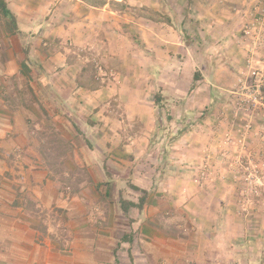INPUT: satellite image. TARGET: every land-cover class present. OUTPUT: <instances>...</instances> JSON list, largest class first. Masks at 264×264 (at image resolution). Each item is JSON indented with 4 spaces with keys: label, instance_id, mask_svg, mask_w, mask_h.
I'll return each mask as SVG.
<instances>
[{
    "label": "crops",
    "instance_id": "crops-1",
    "mask_svg": "<svg viewBox=\"0 0 264 264\" xmlns=\"http://www.w3.org/2000/svg\"><path fill=\"white\" fill-rule=\"evenodd\" d=\"M5 1L15 15L20 34L8 33L5 19L0 16V264H264L263 225L250 228L247 221L225 223L223 217L228 211L224 201L219 202L221 209L203 205L189 207L188 213L185 210L188 207L183 204L186 196L183 189L187 186L182 175L171 180L165 164L159 175L155 173V163L148 174L134 175L138 152L147 147L143 140L138 148L134 147L136 135L131 141L133 147L124 140L113 143L109 151H102L105 153L102 170L96 165L87 166L86 173H89L84 179L78 177L77 167L70 165L67 179L74 190L67 194L60 191L56 178L42 165L41 154L39 157L32 150L35 142L30 144L29 122L33 120L31 110L35 105L32 101L37 98L36 102L44 106L36 91L47 85L52 86L64 102L78 105L90 104L94 92L77 82L76 77L62 84L60 73H69L76 63H84L80 54L74 53L76 61L73 62L74 56L68 55L60 39L56 49L44 52L41 45L45 35L41 30L44 31L49 22L43 15L47 1L37 0L30 8L28 2L21 0ZM109 1H71L72 11L68 9V15H61L68 21L53 18V36L68 38L70 44L95 41L100 55H105L109 46L106 40L111 33L116 41L111 48L116 46L122 58L128 53L125 50L136 48V52L141 53L148 49L144 53L153 58L148 67L158 73L159 82L170 78L171 71L178 74L192 66L196 70V81L209 90L212 88L204 79L205 74L212 71L211 80L216 82L221 70L219 57L225 52L231 54L232 50L228 49L231 41L221 39L225 36L221 31L229 32L238 22L235 15L218 13L221 0L214 3L211 0H111L119 9L142 4L155 11L161 8L162 17L158 18H128L120 15L118 8H109ZM63 2L58 0L59 6ZM78 6L84 8L82 14L74 11ZM28 9H35L37 14ZM21 23L37 25L38 42L34 47L28 48V31ZM125 23L133 25L132 35L124 29ZM159 58L164 59L162 65H158ZM139 61L140 57L136 58L137 64H141ZM138 66L141 70V65ZM46 69L55 76L50 80L51 85L46 84L44 78ZM33 72H36V80L34 84L30 82V87L36 95L28 101L23 88L29 81L25 77L34 79ZM162 84L165 86V82ZM67 89L71 92H66ZM216 91L214 86L209 96L215 99ZM140 101L135 97L130 108L136 107L139 119L146 120L148 126L137 135L153 136L159 132L152 126L154 115L141 112L144 107ZM39 116L37 119L42 120L43 116ZM135 117L136 113L132 112L127 118ZM87 120L84 116V124ZM67 129L74 135L72 129ZM112 131L118 136L122 133L121 129ZM36 145L40 146L38 141ZM128 153L134 159L125 166L133 167L132 176L123 177L116 165L123 167L126 163L123 157ZM113 154L117 157L113 158ZM111 168H115L118 175L109 174ZM18 173L22 180L17 178ZM130 191L135 196H129ZM209 196L208 192H202L189 197L207 201ZM121 199L138 206L122 208ZM168 207L172 210L166 209ZM169 212L176 215L171 217ZM257 220L251 216L249 221L255 224Z\"/></svg>",
    "mask_w": 264,
    "mask_h": 264
},
{
    "label": "rangeland",
    "instance_id": "rangeland-1",
    "mask_svg": "<svg viewBox=\"0 0 264 264\" xmlns=\"http://www.w3.org/2000/svg\"><path fill=\"white\" fill-rule=\"evenodd\" d=\"M21 1L28 2L30 8L31 5L35 6L37 0ZM45 1L43 15L49 22L45 30H41L45 35L44 45L43 42L41 45L44 52L56 49L60 39L68 55L80 54L84 63H76L77 66L69 73H60L62 84L65 85L68 78L76 77L77 82L94 92L90 104L78 105L64 102L52 86H42L36 93L39 91L43 106L36 102L37 98L32 101L36 93L30 87V82L35 83L36 72H33L34 79L25 77L29 81L23 88L24 98L35 104L31 110L33 120L29 122L32 130L30 144L35 142L32 150L39 157L41 154V161L44 160L42 165L56 178L60 191L67 194L74 190L67 179L70 165L77 167L78 177L84 179L89 173H86L87 166L96 165L102 170V156L105 155L102 151H109L113 143H122L124 140L132 146L131 141L136 135L134 147L138 148L140 140L147 143V147L138 152L139 156L133 165L136 167L134 175L148 174L153 163L155 173L159 175L165 164L167 177L171 180L182 175L183 183L187 186L186 190L183 189L186 191L183 204L188 207H184L188 213L189 207L201 208L203 205L221 209L219 202L224 201L228 211V215L223 217L225 223L236 220L238 224L247 221L250 228L256 224L264 226V0H221L218 13L235 15L238 22L229 32L227 29L221 31L225 33L221 39H226V42L230 40L227 48L232 50L231 54L225 52L219 57L221 70L217 74V83L211 80L212 71L205 74L204 79L212 87L210 90L202 82L196 81V70L192 66L178 74L171 71L170 78L159 82L158 73L148 67L153 63V58L145 54L148 49L143 48L145 53L143 50L141 53L136 52V48L125 50L128 53L122 58L116 46L111 48L116 43L111 33L106 40L109 46L105 55H100L95 41L89 42L90 45L70 44L68 38H56L53 36V18L68 15V9L72 11L73 8L71 1L76 0H62L64 2L60 6L58 0ZM82 1L100 3L102 0ZM211 1L214 3L217 0ZM108 6L118 8L119 14L128 18L162 17L161 8L155 11L144 4L119 9L110 0ZM30 11L36 13L35 9ZM74 11L82 14L84 8L79 9L78 6ZM61 19L68 21L63 17ZM124 25V29L131 31L129 35H132L133 25ZM20 26L28 31V48L34 47L35 42H38L37 25L33 23L26 26L21 23ZM139 57L141 64L136 62ZM72 61H76V56ZM163 61H157L158 65H162ZM138 65H141V70ZM52 73L46 69V84L51 83L52 77L55 79ZM164 82L165 86L162 84ZM214 86L218 90L215 99L209 96ZM66 92L71 91L67 89ZM156 94L161 96L159 104L154 100ZM135 97L142 100L140 103L144 110L141 112L153 113L152 126L159 129L157 134L137 135L146 130L148 122L139 119L136 107L130 108V105H134L131 102ZM132 112L136 113L137 118H127ZM38 113L43 116L42 120L37 119ZM84 116L88 117L85 124ZM69 119L74 122L71 123ZM67 127L72 129L74 135ZM112 129H121L124 136H121L122 133L118 136ZM37 141L40 146L36 145ZM125 155L123 158L126 163L122 162L123 167L116 165V169L123 177L132 176L133 167L125 165L133 162L134 158L130 153ZM17 156L22 158V155ZM112 157L116 158L117 155L113 154ZM92 169L96 173L94 167ZM116 169L111 168L109 174L118 175ZM104 170L106 172V168ZM17 178L22 180V175L18 173ZM122 187H125L124 183ZM135 190L139 189L135 187ZM202 192L210 194L209 200L204 201L199 197L191 200L189 197L192 193ZM129 196L135 194L130 191ZM166 209L172 210L169 207ZM168 214L171 217L176 215L173 212ZM251 216L258 219L255 224L250 223ZM190 230L193 231L191 226Z\"/></svg>",
    "mask_w": 264,
    "mask_h": 264
},
{
    "label": "trees",
    "instance_id": "trees-1",
    "mask_svg": "<svg viewBox=\"0 0 264 264\" xmlns=\"http://www.w3.org/2000/svg\"><path fill=\"white\" fill-rule=\"evenodd\" d=\"M0 16L5 19V24H6L8 33L20 34V30L17 27L15 15L8 8L5 0H0ZM194 77L195 79H197L196 75H194ZM154 100L157 104H159V102L161 101V96L159 94H156ZM120 201L122 204V208H125V209H128L129 206H138V204H135L132 201H127V200H122V199Z\"/></svg>",
    "mask_w": 264,
    "mask_h": 264
}]
</instances>
